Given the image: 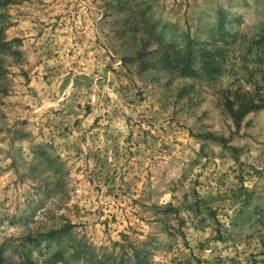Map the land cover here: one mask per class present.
I'll return each mask as SVG.
<instances>
[{
  "label": "rangeland",
  "instance_id": "obj_1",
  "mask_svg": "<svg viewBox=\"0 0 264 264\" xmlns=\"http://www.w3.org/2000/svg\"><path fill=\"white\" fill-rule=\"evenodd\" d=\"M237 95L256 106L238 121ZM0 247L264 264V0H3Z\"/></svg>",
  "mask_w": 264,
  "mask_h": 264
},
{
  "label": "trees",
  "instance_id": "obj_2",
  "mask_svg": "<svg viewBox=\"0 0 264 264\" xmlns=\"http://www.w3.org/2000/svg\"><path fill=\"white\" fill-rule=\"evenodd\" d=\"M3 0H0V5L2 4ZM190 54L186 56V58L182 59V65L180 66L179 70L180 72H183L187 76L195 77V68ZM221 54L218 53L217 51H214L213 49L211 50H206L203 49L202 51V56H203V61H204V71L208 75H210L212 78L214 75L218 74L222 70V62L221 59ZM225 57H223L224 60ZM218 61V62H217ZM240 102L238 103V101ZM250 98H240L238 95L236 96L235 100L232 102L227 103V108L231 112V115L234 117L235 120H241V118L250 110L256 108V106L253 105V102H249ZM1 247H0V252H1ZM0 264H4L3 258L0 254Z\"/></svg>",
  "mask_w": 264,
  "mask_h": 264
}]
</instances>
